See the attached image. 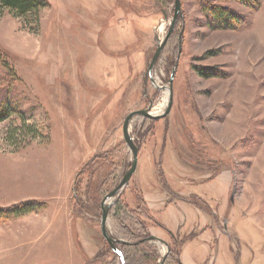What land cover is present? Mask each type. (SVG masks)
<instances>
[{"label": "rangeland", "instance_id": "obj_1", "mask_svg": "<svg viewBox=\"0 0 264 264\" xmlns=\"http://www.w3.org/2000/svg\"><path fill=\"white\" fill-rule=\"evenodd\" d=\"M47 1L38 22L0 9V96L14 111L0 122V209L43 204L0 217V264H120L99 220L131 162L122 121L163 111L173 67L170 112L131 120L137 166L109 232L134 242L146 224L183 264H264V0H180L153 84L174 0Z\"/></svg>", "mask_w": 264, "mask_h": 264}, {"label": "trees", "instance_id": "obj_2", "mask_svg": "<svg viewBox=\"0 0 264 264\" xmlns=\"http://www.w3.org/2000/svg\"><path fill=\"white\" fill-rule=\"evenodd\" d=\"M48 5L49 3L47 0H0V9L7 10L9 13H11L15 17L32 18L35 20V22H38L39 10L46 8ZM211 5L212 4L210 2L205 4L206 14L209 13L208 15H211L213 19L221 23L220 25H222V23H225L224 25H233L231 23L232 21L229 16V14H231L230 11H227L226 8H219V7L214 8V7H211ZM174 31L175 30H173V32ZM199 73L202 75H207L205 74V72L201 70L199 71ZM0 92L4 94L7 93L6 90L4 91L0 90ZM0 98L2 97L0 96ZM13 112H14L13 110L7 107L6 100H3L2 98V100L0 101V122L9 118ZM28 129L33 130L32 128H28ZM13 131L16 133V129H14ZM15 133H13V135ZM16 137H19V135L18 136L16 135ZM42 206H43L42 203H37L34 201H26L18 205H12L8 208L0 209V217L7 218V217H12V216H15V217L22 216V215H25V214H28L34 211L37 208L39 209ZM127 216L131 217V214L128 213ZM131 219L132 217L130 218V220ZM134 221H135V218H134ZM158 225L160 224L158 223ZM144 227H141L140 232H139L140 227L138 230H135L134 228H132L129 230L128 234L130 236L134 235L135 237H137V240L135 241H139L140 239L150 235V234L146 235V224ZM116 248L121 252L123 259H124V264H156L157 262V257H158L157 249L154 246L148 244L147 241L138 242L136 244H131V245L119 243L118 245H116ZM170 251L171 252H170L168 261H171V262H168V263L169 264L170 263L171 264H182L179 260V252H180L179 246L178 248H175V245H174V248L170 246Z\"/></svg>", "mask_w": 264, "mask_h": 264}, {"label": "water", "instance_id": "obj_3", "mask_svg": "<svg viewBox=\"0 0 264 264\" xmlns=\"http://www.w3.org/2000/svg\"><path fill=\"white\" fill-rule=\"evenodd\" d=\"M180 16H182L181 1L180 0H174L173 1V14H172L169 26H168L163 38L158 41V44L155 48V51H154V53H153V55H152V57L148 63V66H147V73H148L150 82L152 84L154 83V77L152 75L154 65H155L161 51L164 49L166 42L168 41L171 33L173 32V30L175 28L177 19ZM181 33H182V30H180V32H179V36H178L179 38L181 37ZM173 75H174V67L172 68V70L170 72V76H169L168 81H167L168 85L163 86L164 89L167 90V102H166V106L164 107V109L161 113L152 114V113H150V106H147V107H144L141 109H135V110L130 111L124 117V119L122 121V126H121L122 137H123L125 144L127 145L128 149H129V152L131 155V162H130V165L128 166V168L122 174V176L119 179V181L117 182L116 186H114L109 192H107L103 196V198L101 200V204H100L101 214H100V220H99L100 233H101L102 237L106 240L107 244L110 246L111 250L119 257L120 264H124V259H123L121 252L116 248L117 242L131 245V244H135L138 242L155 241V242H158V243L164 245L166 248V252L163 254L162 260L158 264H163V261L165 260V258L167 256V252L169 251V246H168L167 242L164 241L163 239L155 236V235H152V234L142 238L139 241H135V242H129V241H125L123 239L115 238L109 232V229L107 227V220H108L109 211H110L111 207L116 202L117 197L120 195V193L122 192L124 187L129 182V179H130L131 175L134 173L136 166H137L138 146L134 142V139L130 133L129 127H130L131 120L134 117H139V116L144 117V118H149V119H158V118H162V117L166 116L170 112L171 107H172V102H173V92H172Z\"/></svg>", "mask_w": 264, "mask_h": 264}, {"label": "flooded vegetation", "instance_id": "obj_4", "mask_svg": "<svg viewBox=\"0 0 264 264\" xmlns=\"http://www.w3.org/2000/svg\"><path fill=\"white\" fill-rule=\"evenodd\" d=\"M141 240V239H140ZM135 242V241H134ZM119 244V242H117L116 243V245H118ZM136 244V243H135ZM167 244H168V246H169V251L167 252V256H166V258H165V260L163 261V264H166V262L165 261H168V259H169V255H170V246L172 247V248H174V245L170 242V245H169V243L167 242ZM166 252V251H165ZM164 252V253H165ZM173 252V251H172ZM162 257H163V255H162ZM161 260H162V258H161ZM161 260H158L157 259V263H159ZM179 260H180V258H179ZM180 262H181V260H180ZM156 263V264H157ZM182 263V262H181ZM183 264V263H182Z\"/></svg>", "mask_w": 264, "mask_h": 264}, {"label": "bare ground", "instance_id": "obj_5", "mask_svg": "<svg viewBox=\"0 0 264 264\" xmlns=\"http://www.w3.org/2000/svg\"><path fill=\"white\" fill-rule=\"evenodd\" d=\"M81 54H82V56H84L83 54V51H82V49H81ZM92 67H97V65L95 64V63H92Z\"/></svg>", "mask_w": 264, "mask_h": 264}, {"label": "crops", "instance_id": "obj_6", "mask_svg": "<svg viewBox=\"0 0 264 264\" xmlns=\"http://www.w3.org/2000/svg\"><path fill=\"white\" fill-rule=\"evenodd\" d=\"M181 252V251H180Z\"/></svg>", "mask_w": 264, "mask_h": 264}]
</instances>
